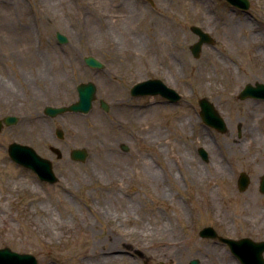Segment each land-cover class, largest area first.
Masks as SVG:
<instances>
[{"label":"rangeland","instance_id":"obj_1","mask_svg":"<svg viewBox=\"0 0 264 264\" xmlns=\"http://www.w3.org/2000/svg\"><path fill=\"white\" fill-rule=\"evenodd\" d=\"M4 1H14L17 12L11 31L0 28V119L16 116L18 122L0 132V248L32 254L38 264H86L85 254L95 242L144 226L147 229L141 232L163 239L151 244L147 238L145 244H134L131 250V238L120 240V248L131 253V263L108 264H191L193 260L209 264L210 244L199 232L212 226L221 233L230 217L241 215L233 174L239 175L243 163L253 165L250 154L241 153L240 125L246 137L254 121L264 132V100L239 98L247 84H264V48L249 44L246 33L251 26L255 36L264 34V14H255L264 11V0H252L253 11L246 12L235 11L224 0H153L155 6L148 0H130V10L140 12L139 16L125 25L112 26L114 42L106 40L97 49L88 46L77 22L78 0H55L53 6L47 5L48 0ZM225 25L235 29L238 41L231 40ZM22 26L30 27V40L48 67L57 61L69 68L64 72L68 82L59 91L46 89L52 82L50 69L41 82L36 71L21 66L17 54H9L10 48L23 44ZM192 26L201 27L213 38L198 58L190 50L198 40ZM154 31L159 41H154ZM57 33L68 42L59 43ZM132 53L137 60L130 67ZM86 57L100 61L103 68L88 66ZM201 68H208L216 77V89L210 93L199 91L194 82L193 73ZM155 78L175 89L182 99L170 103L160 96L131 95L133 85ZM87 82L97 88L89 113L69 112L57 117L44 113L47 106H69L78 101L77 87ZM203 98L225 120L226 132L204 123L199 105ZM117 99L124 105L116 104ZM101 101L108 104V111ZM249 102L253 107H246ZM184 117L190 119L185 127ZM97 120L104 121L106 127H94ZM57 129L64 131L63 139L57 137ZM201 129L207 137H200ZM230 134L238 140L239 153L226 162L224 177L212 180V195L199 191L179 156L197 154L209 169L215 164L214 153L221 156L220 147ZM199 137L203 144L195 148ZM207 138L212 152L207 151ZM13 142L28 145L49 159L58 182H43L35 172L15 163L8 153ZM52 147L62 152L61 158ZM78 148L88 150L86 161L70 157ZM200 149L207 152L208 160L202 158ZM159 154L175 164L174 176L157 161ZM144 156L157 163L156 177L135 165V159ZM258 160L264 161V157ZM194 175L197 178L198 174ZM234 188L232 197L230 189ZM210 202L217 204V215L201 213L200 207ZM40 225L54 234L41 231ZM67 228L72 231L67 232ZM166 238L179 240L180 247L161 246Z\"/></svg>","mask_w":264,"mask_h":264},{"label":"bare ground","instance_id":"obj_2","mask_svg":"<svg viewBox=\"0 0 264 264\" xmlns=\"http://www.w3.org/2000/svg\"><path fill=\"white\" fill-rule=\"evenodd\" d=\"M79 3L76 5V15L78 18V23L81 27H83L84 35L87 37V43H89V47L91 49H97L99 46H101V43H104L106 40L114 42V35L112 34V26L121 24L129 23L130 21H134L140 14L138 11L130 10V0H125L124 2L117 3L115 0H78ZM15 3L19 4L18 0H15ZM55 3V0H48L47 5L53 6ZM6 5V7H5ZM17 7L13 2L10 1H4L0 0V28L6 29L11 31L12 23L14 24L15 20V14L17 12ZM8 11V12H5ZM87 11V12H86ZM88 14V15H87ZM97 22V24L95 23ZM101 23V24H100ZM174 22H172L173 24ZM100 24L101 27L98 25ZM19 26H17L18 29ZM29 26H22L21 27V38H23L22 45L10 48L9 54H17L18 60L22 67L29 68L30 70H34L38 74V79L41 82L45 81V78L47 76V71L50 69L52 71V78L50 79L51 85H46V89L49 92H57L61 89V86H65L68 82V77L64 72H68L69 68L66 67L64 64L54 61L52 62L51 68L48 67L46 64H48L42 56H40L39 52H37V48L35 47L34 43L32 42L31 35L29 32ZM100 28V29H99ZM103 28V30L101 29ZM172 30H175V28L172 26ZM227 29V30H226ZM225 30L227 32V35L231 36V40L238 41L237 34L235 32V29L231 25H225ZM250 38L251 45H254V47L257 49L261 46L264 48V34H260L259 36H255L254 32L252 31V27L249 26L246 32ZM154 41H159L160 36L157 34L156 31L153 32ZM19 36V34H18ZM91 44V45H90ZM256 51V50H255ZM256 53L262 54L260 50H257ZM264 53V51H263ZM134 60H137V56L132 53L130 54V67L135 63ZM13 61V60H12ZM122 64V61H121ZM3 68H1L2 70ZM22 76L26 75V71L22 68ZM193 79L194 82L197 85V88L199 91L204 93H210V91H213L216 87V77L211 74L210 70L208 68H201L199 70H196L193 73ZM66 83V84H65ZM106 84H110V81H106ZM113 88V87H112ZM216 89V88H215ZM118 91L116 90V93ZM255 98V97H252ZM255 99H261V98H255ZM264 100V99H262ZM252 105H251V104ZM116 104L124 105V101L118 100L116 101ZM254 103L249 102V104L246 107H253ZM256 106V104H255ZM97 110L95 115H97ZM98 116V115H97ZM99 117V116H98ZM100 118V117H99ZM182 126L185 127V125H188L190 122V119L187 117H184L182 119ZM94 127H101L105 128L106 123L104 121H96L94 123ZM199 134L202 135L200 137L204 138V130H200ZM197 138L195 143V148H198L201 144H203L202 138ZM207 137V136H206ZM206 148L208 152H212V146L210 142L208 141V138L206 140ZM221 149V156L220 154L214 153V159L215 164L212 165L209 169L208 167H204V164L202 162V159L199 155L193 154L189 156L182 155L179 156V162L184 166L185 171L190 173L193 178V184L197 186L199 191H206L209 194L212 195L213 193V183L212 180H221L224 177V174L228 172L226 169V162L228 159H231L232 157H235L237 153H239V145L238 140L235 138L234 134H230L227 139L224 142V145L220 147ZM136 163L135 165L138 168H143L144 171L149 172V174H153L154 176H157V173L159 172L157 163L152 159V157L144 156L140 157L138 159H135ZM157 161H160L164 164L167 171L169 173H172L171 175L174 176V170H175V164L172 163L170 160L165 158L164 156H161L160 154L157 157ZM117 166H119V169H121V165L118 162H115ZM209 170H212V174L210 175ZM194 173H197L198 176L196 178V175ZM155 176V177H156ZM177 179V177H176ZM212 199V198H211ZM177 208H182L181 204H175ZM200 211L205 212L206 214L212 213L214 215L218 214V206L214 202H210L207 207H200ZM130 222H134L130 220ZM40 230L51 234V236L54 234L52 230H50L48 227L40 225ZM165 228V226H163ZM147 229V227L141 226L140 229H137L136 231L134 229H130L132 232L128 231L123 236L119 237H109L106 238L103 242H95L93 245V248L85 254V257L87 259L86 264H108V263H124L128 262L131 263L130 260V252L127 250L121 249L119 245V241H130V238L134 244H139L140 238H143L146 240L149 238L151 241L150 243L153 244L155 239L161 240L163 239L162 236H153L144 234L143 230ZM67 232L72 231L71 228L66 229ZM134 234V235H131ZM157 237V238H155ZM112 238V239H111ZM170 238V237H168ZM168 238L164 239V241L161 242V246L169 248V249H177L180 247V241L175 240H169ZM112 240V243H109V240ZM146 243V242H145ZM105 245H109L107 248H105Z\"/></svg>","mask_w":264,"mask_h":264},{"label":"water","instance_id":"obj_3","mask_svg":"<svg viewBox=\"0 0 264 264\" xmlns=\"http://www.w3.org/2000/svg\"><path fill=\"white\" fill-rule=\"evenodd\" d=\"M230 3L237 7H241L245 10L250 8L249 0H228ZM191 31L199 37V40L191 46V52L195 58H198L202 52V48L205 44H212L213 38L202 30L198 26H192ZM57 39L61 44L67 43L68 39L61 33H57ZM85 62L88 66L94 68H103V64L93 57H86ZM97 88L94 83H81L78 86L79 100L69 106L62 107H46L44 112L50 117H57L67 112L83 113L87 114L91 111L93 101L96 99ZM132 96H145V95H161L169 99L172 103H177L181 96L178 92L170 88L160 79H152L140 82L134 85L131 89ZM240 99H246L249 97L264 99V84L257 83L255 86L247 84L239 95ZM199 104L201 107V117L203 121L216 128L220 132H226L227 127L224 119L220 116L214 105L206 98L200 99ZM102 108L105 111L109 110V106L105 101H101ZM18 122L16 116H7L4 119H0V131L3 129L4 124L7 126L15 125ZM57 136L62 139L64 137V131L58 129L56 131ZM125 151H128V147H123ZM51 150L57 154L58 158L62 157V152L52 147ZM204 159H207V153L204 149L200 150ZM8 153L11 159L19 165L33 170L37 173L38 177L50 184L58 182L53 168V164L49 159L40 156L37 151L21 143L14 142L9 145ZM71 158L75 161L84 162L87 160L89 152L85 148L74 149L71 151ZM241 179L239 186H241ZM203 237H216V231L212 227H205L201 231ZM198 260H193L192 264H198ZM0 264H38L37 258L32 254H24L12 251L10 248H0Z\"/></svg>","mask_w":264,"mask_h":264},{"label":"flooded vegetation","instance_id":"obj_4","mask_svg":"<svg viewBox=\"0 0 264 264\" xmlns=\"http://www.w3.org/2000/svg\"><path fill=\"white\" fill-rule=\"evenodd\" d=\"M225 1V0H224ZM251 1V11L252 0ZM148 2L155 6L153 0ZM226 2V1H225ZM235 11H242L232 6ZM255 14H264V11H255ZM241 153L250 154L253 165L248 167L243 163L239 175L233 174V185L237 186L238 203L241 215L230 217L225 222L221 233L217 231V238H203L209 241V252L212 257L208 259L209 264H264V132L258 121H254L249 128V136H245V128L240 125ZM247 160V159H246ZM241 181V186L239 182ZM234 189H230L234 197ZM139 243H144L143 238ZM226 240H231L228 242ZM134 249V243L130 244V250ZM140 254L139 250H136ZM131 255V253H130ZM142 255V253H141ZM198 264L200 261L198 260ZM192 264V261H191Z\"/></svg>","mask_w":264,"mask_h":264}]
</instances>
